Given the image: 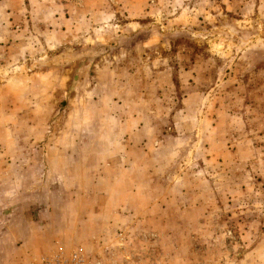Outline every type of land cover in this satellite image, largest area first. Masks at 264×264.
<instances>
[{"label":"rangeland","instance_id":"rangeland-1","mask_svg":"<svg viewBox=\"0 0 264 264\" xmlns=\"http://www.w3.org/2000/svg\"><path fill=\"white\" fill-rule=\"evenodd\" d=\"M70 249L264 264V0H0V264Z\"/></svg>","mask_w":264,"mask_h":264},{"label":"built area","instance_id":"built-area-1","mask_svg":"<svg viewBox=\"0 0 264 264\" xmlns=\"http://www.w3.org/2000/svg\"><path fill=\"white\" fill-rule=\"evenodd\" d=\"M38 264H85L83 257L75 250H58L43 256Z\"/></svg>","mask_w":264,"mask_h":264},{"label":"crops","instance_id":"crops-1","mask_svg":"<svg viewBox=\"0 0 264 264\" xmlns=\"http://www.w3.org/2000/svg\"><path fill=\"white\" fill-rule=\"evenodd\" d=\"M38 261V260H37ZM37 261H36V263H37Z\"/></svg>","mask_w":264,"mask_h":264}]
</instances>
